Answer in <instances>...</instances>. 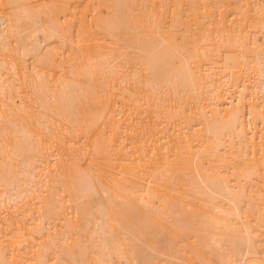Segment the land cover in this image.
I'll return each mask as SVG.
<instances>
[{"label":"bare ground","instance_id":"obj_1","mask_svg":"<svg viewBox=\"0 0 264 264\" xmlns=\"http://www.w3.org/2000/svg\"><path fill=\"white\" fill-rule=\"evenodd\" d=\"M0 264H264V0H0Z\"/></svg>","mask_w":264,"mask_h":264}]
</instances>
